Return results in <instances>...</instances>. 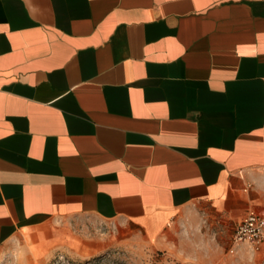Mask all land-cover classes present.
<instances>
[{
  "label": "crops",
  "instance_id": "0c3cea01",
  "mask_svg": "<svg viewBox=\"0 0 264 264\" xmlns=\"http://www.w3.org/2000/svg\"><path fill=\"white\" fill-rule=\"evenodd\" d=\"M251 211L264 0H0V248L39 233L97 254L110 240L73 222L157 240L187 217L232 240Z\"/></svg>",
  "mask_w": 264,
  "mask_h": 264
},
{
  "label": "rangeland",
  "instance_id": "374dc122",
  "mask_svg": "<svg viewBox=\"0 0 264 264\" xmlns=\"http://www.w3.org/2000/svg\"><path fill=\"white\" fill-rule=\"evenodd\" d=\"M72 225L87 239L105 238L112 245L97 254L86 249L70 253L56 245H46L49 237L35 233L0 248V264H227L232 258L228 254L231 235L212 227L203 217L184 218L172 229L173 233L157 240L114 225L78 221Z\"/></svg>",
  "mask_w": 264,
  "mask_h": 264
},
{
  "label": "built area",
  "instance_id": "2783aa9c",
  "mask_svg": "<svg viewBox=\"0 0 264 264\" xmlns=\"http://www.w3.org/2000/svg\"><path fill=\"white\" fill-rule=\"evenodd\" d=\"M251 186L249 185L248 188ZM264 248V217L251 211L247 217L235 228L228 249L231 256L237 255L241 250L251 254H258Z\"/></svg>",
  "mask_w": 264,
  "mask_h": 264
}]
</instances>
